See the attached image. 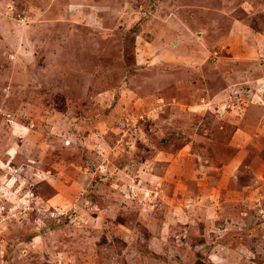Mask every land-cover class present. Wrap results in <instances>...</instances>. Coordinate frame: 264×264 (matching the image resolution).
Instances as JSON below:
<instances>
[{
    "label": "rangeland",
    "instance_id": "rangeland-1",
    "mask_svg": "<svg viewBox=\"0 0 264 264\" xmlns=\"http://www.w3.org/2000/svg\"><path fill=\"white\" fill-rule=\"evenodd\" d=\"M0 264H264V0H0Z\"/></svg>",
    "mask_w": 264,
    "mask_h": 264
},
{
    "label": "crops",
    "instance_id": "crops-1",
    "mask_svg": "<svg viewBox=\"0 0 264 264\" xmlns=\"http://www.w3.org/2000/svg\"><path fill=\"white\" fill-rule=\"evenodd\" d=\"M176 17V19H173V20H171V28L173 29V31H174V34H176L177 36H178V34L180 35V34H184L185 36L184 37H182L183 39H184V41H185V44H184V50L186 51V53H185V57L186 58H184L183 56H181L179 59L178 58H173L174 59V62H176L177 60H178V62L181 64V63H183L184 61H186L187 62V67L189 66V65H194L195 63H196V65L197 66H199L198 64H199V62L200 61H202V58H203V56H202V52H204V50L206 51V53H209L208 51H209V49H207V48H213V47H211V46H209L208 45V43H205V47H201L200 48V50L198 51H196V52H194L195 54L193 55V54H190L189 53V50H190V48L192 47L191 45H190V41H193L194 40V42L196 43V40L193 38V36L191 35V34H186V33H184L183 32V30L181 29L182 27L181 26H185V27H187L188 29H190L191 27H193L194 25H195V22H198L199 21V19H197L196 17H191V19H189L188 17H183V16H180V17H177V16H175ZM174 18V17H173ZM227 20H224V22H226ZM205 22H208V21H205ZM205 26L204 27H214L215 28V26H216V23L215 24H211V25H207V24H204ZM196 26V25H195ZM234 29L236 30V28L234 27ZM239 30V29H238ZM213 38V37H212ZM218 39V38H217ZM212 41H214L213 42V44H219V41H216V38H213L212 39ZM215 41H216V43H215ZM224 42H226L225 40H224ZM221 43H223V42H221ZM224 44V43H223ZM189 47V48H188ZM193 49H194V47H192ZM236 50V49H235ZM192 51V50H191ZM182 52V51H181ZM156 61H157V63H160V64H164L161 60H160V58H156ZM197 61V62H196ZM176 66H182V67H184L183 65H176ZM172 67V66H171ZM176 71H178L179 72V70L178 69H176ZM175 71V72H176ZM173 73V76L172 75H170V76H168V78L169 79H175L176 77H175V73L174 72H172ZM163 77H165V75L163 76Z\"/></svg>",
    "mask_w": 264,
    "mask_h": 264
}]
</instances>
